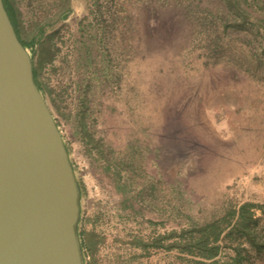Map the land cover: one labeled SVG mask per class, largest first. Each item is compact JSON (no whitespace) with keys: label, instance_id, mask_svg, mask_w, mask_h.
I'll return each mask as SVG.
<instances>
[{"label":"rangeland","instance_id":"obj_1","mask_svg":"<svg viewBox=\"0 0 264 264\" xmlns=\"http://www.w3.org/2000/svg\"><path fill=\"white\" fill-rule=\"evenodd\" d=\"M12 1L24 31L43 13L51 22L43 51V36L26 48L40 54L41 92L80 184L83 264H184L194 256L165 247L178 236L154 239L224 224L246 201L262 206L252 230L264 240L256 25L231 26L225 0H68L59 12V0ZM237 242L242 264H264L243 233L223 238L217 257H234Z\"/></svg>","mask_w":264,"mask_h":264},{"label":"water","instance_id":"obj_2","mask_svg":"<svg viewBox=\"0 0 264 264\" xmlns=\"http://www.w3.org/2000/svg\"><path fill=\"white\" fill-rule=\"evenodd\" d=\"M79 216L64 139L0 0V264H83Z\"/></svg>","mask_w":264,"mask_h":264},{"label":"trees","instance_id":"obj_3","mask_svg":"<svg viewBox=\"0 0 264 264\" xmlns=\"http://www.w3.org/2000/svg\"><path fill=\"white\" fill-rule=\"evenodd\" d=\"M59 2V5H57L59 9L58 12L67 7L66 4L68 3V0H59ZM225 2L228 6V9H230L234 15L230 24L231 26L235 25L239 29L240 27H245L246 30H250L252 32L254 28L253 26L249 25H256L258 34L264 38L262 33L264 32V0H225ZM3 3L21 43L25 47H30L34 54V46L39 40V37L42 38L43 36L44 39L40 43L39 48V50L42 52L43 46L50 41V35H46L44 33L47 25L51 24L48 17L44 13L39 15L38 21L35 23L33 30L24 31L21 26L20 11L18 7L12 0H3ZM56 12L57 11L54 12L55 15L58 14ZM23 34H25L24 37L22 36ZM33 54L31 59L33 65L34 81L37 87L43 93L49 92L47 84L40 78V54L38 53L39 57H37V62L34 61ZM78 185L79 190L81 191L79 181ZM261 207L262 206L260 204L254 202H243L237 209H233L223 217L225 222L224 224L218 223L217 221H210L196 226L193 229L182 228L179 232H176V230H171L155 238L153 244L160 246L162 245V239L178 236L179 240L174 239L173 241L167 243L165 247H177L182 252L194 256L193 258H183L184 264H242L238 242L234 247L236 252L234 257L225 260L217 257L218 253L220 252V248L223 246L220 241L225 237L232 236L234 233H243L252 250L258 253H264V240L257 238L256 234L252 230L258 219L256 216V208ZM100 241V236L96 235L95 233H91L90 236H88L86 246L92 254L94 253V250L97 248ZM136 243L145 246V244L141 241H136ZM80 244L82 247V241Z\"/></svg>","mask_w":264,"mask_h":264}]
</instances>
